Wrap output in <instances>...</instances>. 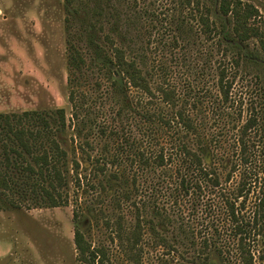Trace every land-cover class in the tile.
Returning <instances> with one entry per match:
<instances>
[{
  "label": "rangeland",
  "instance_id": "rangeland-1",
  "mask_svg": "<svg viewBox=\"0 0 264 264\" xmlns=\"http://www.w3.org/2000/svg\"><path fill=\"white\" fill-rule=\"evenodd\" d=\"M190 1L192 5L187 0H0V113H52L63 108L69 120L64 135H57L68 153V186L63 189L67 204L52 208L27 202L14 207L1 194L0 264H82L75 245L78 227L93 247L107 251L111 264H243L225 203L234 199L242 175L251 190L244 209L247 216L253 215L264 197V54L253 39L245 44L247 57L243 55L235 67L233 61L243 48L221 46L220 37L204 36L196 0ZM198 1L211 9L210 19L222 29L224 21L215 15V0ZM246 1L259 10L260 17L253 23L262 26L264 0ZM89 33L112 56L106 37L139 63L159 97L154 109L167 107L157 92L164 81L176 88L181 101L190 102L212 151L211 167L219 174L220 187L177 201L172 194L174 181L159 177L158 172L140 174L135 184L131 171L127 182L112 177L117 171L112 164L106 174L100 171L99 162L104 156L111 160L123 138L130 135L144 141L135 120L145 121L120 110L124 96L117 94L114 77L96 62L88 47ZM172 36L180 44L174 45ZM72 45L85 58L81 71L71 67ZM221 64L229 67L230 81L235 76L228 102L217 87ZM73 92L87 105L83 131L73 126ZM127 92L133 105L142 95L137 89ZM252 116L260 121L251 136L250 163L242 165L237 138ZM104 122L117 126L121 138L99 131ZM192 145L197 149L196 142ZM75 161L80 163L78 177ZM141 205L146 206L147 227L139 247L141 259L134 261L124 253L115 231L120 219L131 232ZM151 224L159 237L150 230ZM212 225L227 249L223 259L214 246L203 244L205 237L216 233ZM249 246L254 263L264 264V236Z\"/></svg>",
  "mask_w": 264,
  "mask_h": 264
},
{
  "label": "trees",
  "instance_id": "trees-1",
  "mask_svg": "<svg viewBox=\"0 0 264 264\" xmlns=\"http://www.w3.org/2000/svg\"><path fill=\"white\" fill-rule=\"evenodd\" d=\"M196 1L194 3L199 15L197 22L201 33L210 40L220 37L221 46L223 43H228V45L232 44V48L233 46L243 48V53H239L233 61L235 67L239 66L241 57L246 56L245 44L253 39L258 40L264 54V22L262 26L253 23L260 17L259 10L253 4L246 0H215V15L224 21L223 28L220 29L217 22L210 19L211 9ZM192 3L193 1L187 0L188 5ZM230 24L233 26L232 30ZM106 39L113 56L94 40L91 33H89L88 47L94 54L96 62L114 77L113 86L117 94L124 96L120 110L132 114L133 118L139 115L144 119L145 123L138 120H135V123L142 130V140L145 142L125 135L127 138H123V143L121 142L119 146L120 150L112 159L108 160V157L104 156L101 163L99 162L100 171L106 174L107 165L112 164L117 167V171L111 174L112 177L124 182H127L131 171L135 184L140 174L145 176L152 171L154 174L158 172L159 177L164 175L174 181L172 194L177 201L191 195L199 197L209 188L220 187L219 174L211 167L213 166L212 151L201 125L191 111L190 102L181 101L176 88L164 81L163 85L158 86L157 92L160 100L167 107L154 109L159 97L152 87L151 80L136 60H130L125 50L117 47L110 37ZM173 44H180L177 37L173 39ZM70 59L71 67L76 71H81L86 65L83 53L75 45L71 46ZM161 70L167 73L166 69ZM229 70L226 64H221L217 75V87L225 102L230 99L232 82L235 79L234 76L230 81ZM129 89L142 92L135 102L136 106L128 96ZM70 102L73 107V126L78 131H83L82 128L87 126L84 117L87 105L74 92L70 95ZM138 108H141V111ZM259 121V116H252L239 131L237 145L240 150L239 162L242 165L250 163L254 143L251 136ZM68 122L63 108L52 113L38 111H26L21 114L0 113V195L5 196V202L14 207L22 206L27 202H33L38 207L52 208L67 204L63 189L68 186L66 179V172L69 173L68 153L57 139V135H64L63 131L69 128ZM99 131L104 133L111 131L117 137L122 136L117 126H110L106 122L99 124ZM256 133L260 134L259 131ZM166 137L171 138L169 142L160 143L162 139L166 140ZM192 142L198 144L197 149L193 147ZM74 166V172L78 177L80 163L75 161ZM250 194L246 177L244 179L242 175L234 199L227 198L225 203L227 222L237 240V250L243 264H255L249 244L255 242L259 236H264V197L257 202L253 215L247 216L244 209ZM126 197L130 198V193H127ZM241 199L242 202L237 205ZM137 207V222L134 229L131 232L126 230L119 219L115 231L116 239L124 253L134 261L141 259L139 247L147 227L143 219V210L146 206ZM149 228L159 237L154 224ZM212 228L216 233L211 237H205L203 244L207 248L214 246L223 259L227 249L225 250L221 245V234L216 226L212 225ZM75 245L82 264H111L107 251L93 247L80 227L75 232Z\"/></svg>",
  "mask_w": 264,
  "mask_h": 264
}]
</instances>
